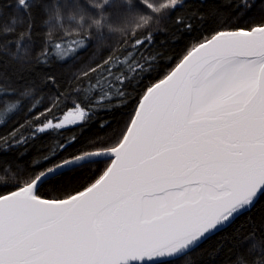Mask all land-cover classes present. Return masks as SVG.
I'll list each match as a JSON object with an SVG mask.
<instances>
[{"label": "snow or ice", "instance_id": "6c2138e0", "mask_svg": "<svg viewBox=\"0 0 264 264\" xmlns=\"http://www.w3.org/2000/svg\"><path fill=\"white\" fill-rule=\"evenodd\" d=\"M0 264H264V0H0Z\"/></svg>", "mask_w": 264, "mask_h": 264}]
</instances>
